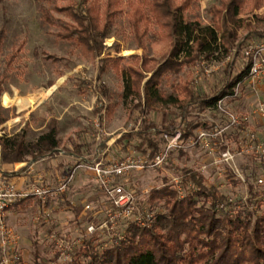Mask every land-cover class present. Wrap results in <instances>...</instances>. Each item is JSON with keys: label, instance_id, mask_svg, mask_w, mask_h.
I'll list each match as a JSON object with an SVG mask.
<instances>
[{"label": "rangeland", "instance_id": "1", "mask_svg": "<svg viewBox=\"0 0 264 264\" xmlns=\"http://www.w3.org/2000/svg\"><path fill=\"white\" fill-rule=\"evenodd\" d=\"M79 1L0 0V31L3 32L0 79L4 80L0 109L5 110V115L8 116L0 124V130L7 135L24 130L26 139L33 141L51 125H55L60 141L58 150L63 155L69 156L72 152L73 156L80 157L65 158L52 153V158L39 161L41 164L39 167L35 166L38 168L35 172L47 174L46 179L52 184L65 177L68 171L72 172L73 178L67 190L52 198L46 208H41L39 203L31 200L24 211L9 210L7 224L18 237L15 251L20 257L17 264H71L83 239L95 237L99 250H102L124 239L130 224L150 226L155 212L160 210V205L149 207L151 190L160 188L165 181L178 189L177 175L182 168H192L202 173L207 188L215 187L233 203L249 199L251 196L248 186H253L261 194L252 205H248V210L253 213L263 211L264 155L260 148H264V114L260 113V107L264 109V76L247 78L237 86L236 96L224 102L225 107L240 118L246 117V123L240 127L231 126L218 139L208 138L207 145L201 144L196 140V132L201 129L219 130L227 123L225 116L216 107L200 111L197 107L190 106L184 114V110L172 103L169 96L177 95L182 98L183 87L209 92L210 86L221 77V70L232 59L233 54L229 53L224 59V54L217 51L208 59L200 56L183 63L177 73L165 74L159 84L163 99L155 102L146 113L147 109L145 112L141 111L144 109L142 100L123 103V82L119 69H141L144 60L146 67L154 71L169 58L172 40L162 35L159 41L137 47V42L129 31L127 17L122 14L110 27L108 36L102 40L103 54L97 56L95 51H89L72 40L60 38L57 35L60 27L49 25L42 18L43 9H48L55 19L71 23L70 16L55 7ZM95 1L100 16L105 0ZM194 2L186 12L190 18H197L199 21L191 31L194 34L200 27L209 25L221 36L222 22L225 20L235 29L238 38L251 30L264 28V20L256 23L255 19V16H264V4L260 8H253V2L248 3L238 16L239 23H235L227 13V0ZM150 34L155 37L157 32ZM251 40L263 39L248 40L243 50ZM118 44L122 46L119 53L115 50ZM11 55L14 58L8 63ZM117 56L122 57L119 69L109 67L101 72L100 59ZM150 75L151 73L144 72L141 89ZM99 84L107 89V96L100 94ZM138 102L142 103L140 108L135 107ZM101 109L103 118L100 121L98 116ZM143 118L157 128H162L160 124L164 121L198 123L199 126L206 124V128L198 127L194 136L185 141L180 138L175 140L177 145L171 148L166 160L159 166L130 169L123 174L122 182L135 194L133 212L128 219L119 220L115 228L103 226L101 224L104 221L106 198L91 172L84 168L85 163L81 158L101 156L104 163L115 164L128 163V159H152L170 141L174 142L172 137L153 132L152 136L159 147L154 155L150 154L149 149L145 152L135 150L134 139L126 150L120 145L113 146L122 139L123 134L138 130ZM248 132L256 137L249 140ZM105 137L110 139L104 141ZM71 139L85 142L86 146L76 153ZM225 149L234 156L231 165L220 159V154ZM86 150L89 153L86 154ZM39 159L41 157L36 160ZM28 160L31 159H26ZM259 178L263 179L262 183L257 182ZM179 189L181 195L185 194L184 190ZM86 205L90 207L86 208ZM137 217L142 223L133 221ZM90 224L94 225L95 231L88 233L86 229ZM34 242H37L36 245H33Z\"/></svg>", "mask_w": 264, "mask_h": 264}, {"label": "trees", "instance_id": "2", "mask_svg": "<svg viewBox=\"0 0 264 264\" xmlns=\"http://www.w3.org/2000/svg\"><path fill=\"white\" fill-rule=\"evenodd\" d=\"M194 1L105 0L102 14L99 16L95 0H80L64 7H55L70 16L71 23L55 19L48 9H43L42 18L45 23L60 27L57 32L60 38L72 40L89 51H95L97 56L103 54L102 40L108 36L110 27L122 14L127 17V25L137 42V47L159 41L163 36L171 39L169 58L154 71L146 67L144 60L142 70L135 67L120 70V56L106 57L99 61L101 72L109 67L119 69L123 82V103H128V100H142L144 109L141 111L145 112L147 109L146 113L155 102L163 99L159 84L165 74L179 72L183 63L191 62L200 56L208 59L218 51L224 54L226 59L229 53L233 54L232 59L221 70V77L210 86L209 92L183 87L182 98L177 95L169 96L171 102L182 108L185 114L190 106H195L200 111L214 108L220 98L232 96L237 84L249 76L250 61L244 54L245 44L252 38L264 39V28L251 30L242 38H238L235 29L226 20L222 22L221 36L209 25L200 27L196 34L192 33L199 21L197 18H190L186 12L194 5ZM250 2H253V8H260L264 4V0H227V13L235 23H239L238 16ZM255 19L256 23H259L264 20V16H255ZM151 32H157V35L151 37ZM2 43L3 32L0 31V54ZM115 50L119 53L122 46L116 45ZM13 58L14 55H11L7 62L11 63ZM144 72L151 75L141 89ZM3 82L1 78L0 95L4 92ZM99 91L101 95L107 96V89L102 84H99ZM142 103L138 102L135 107L140 108ZM99 111L98 117L101 121L102 109ZM5 114L6 111L0 109V124L8 119ZM160 126L162 128H157L143 118L138 130L123 134L122 139L116 141L113 146L120 145L126 150L134 139L135 150L145 152L149 149L150 154L154 155L159 147L152 136L153 132L164 133L169 137L179 133L180 140L185 141L194 136L198 127L206 128V124L199 126L198 123L166 121ZM108 139L110 137L103 140ZM70 141L76 153L86 146L85 142H79L78 139ZM59 143L55 125H51L33 141L26 139L24 130L10 136H1V168L9 169L15 162H24L28 158L36 160L44 155L57 153L60 151ZM87 153L89 151L86 150ZM177 177L178 187L184 190L185 194L181 195L180 189L167 181L160 188L151 190L148 197L149 207L160 205V210L155 212L150 226L130 224L124 239L102 250H99L95 237L83 239L80 248L73 255L71 264H264V210L260 213L248 210V205H252L261 192L249 185L248 193L251 197L237 204L215 187L207 188L203 174L195 169L182 168ZM31 200H17L9 209L24 211ZM50 201L48 198L43 203L39 200L35 202L39 203L41 208H46ZM240 204L241 206H238ZM143 217L145 219V215Z\"/></svg>", "mask_w": 264, "mask_h": 264}, {"label": "built area", "instance_id": "3", "mask_svg": "<svg viewBox=\"0 0 264 264\" xmlns=\"http://www.w3.org/2000/svg\"><path fill=\"white\" fill-rule=\"evenodd\" d=\"M244 54L250 61L249 65V77L264 76V39L259 41H250L244 50ZM246 78V79H247ZM245 79V80H246ZM241 84V83H239ZM237 84V86H239ZM237 86L234 89V94L232 96H224L220 98L216 103V109L225 116L227 123L222 126L219 130H204L201 129L196 132V140L201 142V144L207 145L208 138L218 139L221 137L223 132L226 131L231 126L240 127L246 123L247 118H240L234 111L225 107L224 102L227 99L234 98L237 94ZM260 113L264 114V109L260 107ZM5 132L0 130L1 136H10L9 134H4ZM179 133H176L171 139L175 142L179 138ZM0 136V137H1ZM249 140H253L256 136L248 132L247 134ZM169 142L166 148L157 154L152 159L137 158L135 160H129L127 162H122L120 164L115 163H104L101 156H86L81 158L84 160V168L88 169L93 175L94 179L101 188L105 198L104 207V221L101 225L110 226V228H115L119 220H125L130 217L133 212L135 205V194L134 192L122 182L121 177L126 174L130 169H143L146 167H154L162 164L166 158L168 152L173 146H176V142ZM262 155H264V148H260ZM44 155L39 160H28L22 164V166H28L33 170V166L39 161L49 159L51 155ZM72 158H80L71 155ZM221 161L228 165H231L234 161L233 154L225 149L220 154ZM80 166V165H79ZM232 167V166H231ZM233 168V167H232ZM69 172V171H68ZM11 173L3 174L0 172V264H17L19 262V255L15 251L17 245L18 237L12 228L7 224V214L9 207L15 203L17 200L21 199H35L40 202H45V200L52 199L58 195L64 194L70 185L73 174L67 173L62 179H58L55 183H50L44 176H38L32 181L27 182L22 186H18L12 180L8 178ZM258 183H262L263 179L259 178ZM89 208V205L85 206ZM137 224L142 223L140 218L133 219ZM86 231L91 233L95 231L93 224L87 226ZM55 238V235H52ZM61 246V244H59Z\"/></svg>", "mask_w": 264, "mask_h": 264}, {"label": "crops", "instance_id": "4", "mask_svg": "<svg viewBox=\"0 0 264 264\" xmlns=\"http://www.w3.org/2000/svg\"><path fill=\"white\" fill-rule=\"evenodd\" d=\"M54 154L63 155L61 151L54 153ZM68 155L69 156L63 155V157L68 158L73 154L70 153ZM50 158H52V157H50ZM66 163H68V162H66ZM22 164H23V162H19V163L15 162V163H13L11 168L6 169V168H1V163H0V172L3 174L11 173V176L8 179L15 182L18 186H22V185L26 184L27 182L32 181L33 179L37 178L38 176H44L46 178L47 174L35 172V170L38 169L36 167H39V164H41V163H36L33 166V170H31V168H29L28 166H22ZM61 164L64 165V162H61ZM51 176H53V174H51ZM32 200H35V199H32ZM9 210H8V212H9Z\"/></svg>", "mask_w": 264, "mask_h": 264}]
</instances>
